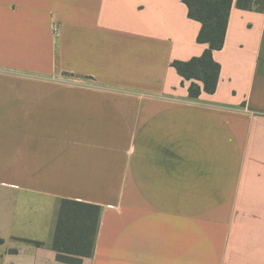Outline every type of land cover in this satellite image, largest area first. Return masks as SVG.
I'll list each match as a JSON object with an SVG mask.
<instances>
[{"label": "crops", "instance_id": "obj_1", "mask_svg": "<svg viewBox=\"0 0 264 264\" xmlns=\"http://www.w3.org/2000/svg\"><path fill=\"white\" fill-rule=\"evenodd\" d=\"M199 30L182 0H0V264H66L62 200L101 208L80 264H264V9L233 1L190 99Z\"/></svg>", "mask_w": 264, "mask_h": 264}, {"label": "trees", "instance_id": "obj_2", "mask_svg": "<svg viewBox=\"0 0 264 264\" xmlns=\"http://www.w3.org/2000/svg\"><path fill=\"white\" fill-rule=\"evenodd\" d=\"M188 17L200 24L197 42L206 45L199 57L188 61H174L172 67L188 82V96L197 99L202 92L213 94L216 90L220 65L213 52L224 45L228 16L234 0H182ZM241 10L263 11L264 0H235ZM101 208L83 202L62 200L54 231L52 247L57 260L66 264H80L90 257L94 249Z\"/></svg>", "mask_w": 264, "mask_h": 264}, {"label": "built area", "instance_id": "obj_3", "mask_svg": "<svg viewBox=\"0 0 264 264\" xmlns=\"http://www.w3.org/2000/svg\"><path fill=\"white\" fill-rule=\"evenodd\" d=\"M55 33L58 34L60 33V30L58 28L55 29Z\"/></svg>", "mask_w": 264, "mask_h": 264}]
</instances>
